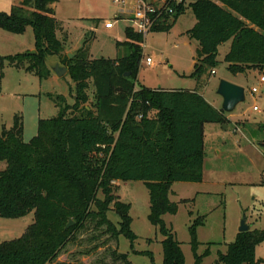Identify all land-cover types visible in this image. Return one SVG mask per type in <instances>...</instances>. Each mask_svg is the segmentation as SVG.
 Here are the masks:
<instances>
[{
    "label": "trees",
    "instance_id": "obj_1",
    "mask_svg": "<svg viewBox=\"0 0 264 264\" xmlns=\"http://www.w3.org/2000/svg\"><path fill=\"white\" fill-rule=\"evenodd\" d=\"M55 2L21 0L8 13L0 12L1 29L22 34L30 27L34 38L35 52L7 55L8 65L41 79L51 73L47 57L56 58L67 68L74 100L68 104L64 96L50 95L58 113L39 119L36 134L27 142L19 115L0 131V162L5 163L0 169V218L34 215L21 236L0 241V264H53L86 231L91 232L90 241L122 234L133 242L137 237L130 228V204L120 201L114 187L118 180L144 183L148 220L164 237L162 264H185L180 243L163 219L178 208L169 199L171 185L202 181L203 127L229 119L195 90L140 84L144 37L131 27L125 30V40L117 41L115 58H90L87 42L69 58L66 38L57 35L61 25ZM189 10L195 23L186 33L197 41L190 77L199 81L213 70L218 47L227 41L231 44L223 62L232 76L251 70L264 75V0H194ZM174 22L156 25L153 31H169ZM258 128L264 131V123ZM110 212L117 221L110 219ZM69 220L73 224L66 228ZM198 224L199 218L189 230L193 264H201L209 253V248L196 252ZM263 241L264 229L237 232L226 251L218 253L217 263H262L255 251ZM98 247L96 242L84 252ZM111 256L114 264H131L116 249Z\"/></svg>",
    "mask_w": 264,
    "mask_h": 264
},
{
    "label": "rangeland",
    "instance_id": "obj_2",
    "mask_svg": "<svg viewBox=\"0 0 264 264\" xmlns=\"http://www.w3.org/2000/svg\"><path fill=\"white\" fill-rule=\"evenodd\" d=\"M20 1L0 0V12L8 13L11 6ZM53 8L61 25L57 35L66 38L67 51L73 54L87 42L90 58L117 56L116 43L125 40L129 25L114 18L117 8L112 0H56ZM106 21L113 24L112 28H105ZM194 21L191 10H187L169 31H151L145 35L137 80L150 89H197L210 104L220 109L222 99L216 93L217 83L221 79L236 78L231 77L223 62L225 45L219 48L214 74L208 71L199 81L189 76L197 41L190 39L186 32ZM33 44L30 27L22 34L0 28V130L9 128L14 116L19 115L23 124L22 138L26 142L36 134L39 119L57 115L55 96H64L68 104L74 102L73 83L67 73L58 77L52 72L40 79L23 69L10 67L4 59L7 55L26 53L24 50ZM147 57L151 58V65L145 62ZM51 59L52 56L47 57L48 62ZM259 76L254 70L239 75L238 80L242 79L246 92L245 100L232 112L225 113L229 122L206 124L202 181L171 185L169 199L177 203L178 208L175 214L163 215V219L180 243L185 264L194 262L189 230L198 218L202 224L196 226V252L203 254L209 248L201 264H219L218 253H224L227 245L234 241L243 217L249 229H264V131L258 128L259 123H264V83L259 81ZM252 87L258 92L251 93ZM254 106L258 110H254ZM4 167L5 163L0 162V169ZM114 187L120 201L130 204V228L137 238L131 242L122 234L112 240L102 235L90 241L91 232H81L77 241L68 245L53 264L62 261L114 264L111 252L115 249L126 254L131 264H162L164 237L148 220L149 194L144 183L118 180ZM33 219V212L19 218H0V241L18 238ZM110 219L118 220L112 212ZM96 242L97 249L84 252ZM255 252L256 258L264 260V241Z\"/></svg>",
    "mask_w": 264,
    "mask_h": 264
},
{
    "label": "built area",
    "instance_id": "obj_3",
    "mask_svg": "<svg viewBox=\"0 0 264 264\" xmlns=\"http://www.w3.org/2000/svg\"><path fill=\"white\" fill-rule=\"evenodd\" d=\"M194 0H112L115 9V19L128 23L135 32L147 35L154 30L156 25L165 26L174 22L186 10ZM177 15H179L177 17ZM105 28H112L113 24L106 21ZM145 62L152 64L150 57ZM215 71L211 70V74ZM259 81L264 83V75H260ZM251 93L258 92L256 87L250 89ZM254 110H258L256 106Z\"/></svg>",
    "mask_w": 264,
    "mask_h": 264
},
{
    "label": "water",
    "instance_id": "obj_4",
    "mask_svg": "<svg viewBox=\"0 0 264 264\" xmlns=\"http://www.w3.org/2000/svg\"><path fill=\"white\" fill-rule=\"evenodd\" d=\"M35 51H27L26 54H33ZM67 56L71 58L72 53H68ZM51 71L58 77L63 76L67 68L56 62L52 67ZM216 93L221 97V110L224 113L232 112L235 107L245 100V89L243 86L235 84L225 79L219 80ZM73 224L72 220H69L66 224V228ZM249 230V226L246 224L245 217L242 218L238 232H246Z\"/></svg>",
    "mask_w": 264,
    "mask_h": 264
},
{
    "label": "crops",
    "instance_id": "obj_5",
    "mask_svg": "<svg viewBox=\"0 0 264 264\" xmlns=\"http://www.w3.org/2000/svg\"><path fill=\"white\" fill-rule=\"evenodd\" d=\"M187 11V10H186ZM185 11V12H186ZM184 12V13H185ZM115 18V17H114ZM194 23H195V21H194ZM194 23H193V25H194ZM192 25V26H193ZM230 44H231V41H227V42H225V43H223V44H221L219 47H218V53H219V48L221 47V46H224L225 45V49H224V54L229 50V47H230ZM79 48V47H78ZM78 48H76V49H78ZM31 49H33L34 50V44H33V46H31L30 48H26L24 51H29V50H31ZM75 49V50H76ZM22 53V52H21ZM65 53L66 54H68V53H70V51H67L66 49H65ZM224 56V55H223ZM52 60V59H51ZM50 60V62H48L47 63V66L49 67V69L51 70V67L56 63V62H58V60L56 59V58H54L53 57V60L51 61ZM61 65V64H60ZM63 66V65H62ZM19 70H22V69H19ZM25 71V70H24ZM254 72H256V71H254ZM51 73H52V71H51ZM66 74V73H65ZM232 78H236V79H234V80H232L230 77L229 78H225L226 80H228V81H230V82H233V83H235V84H238V85H240V86H243L242 85V79L241 80H238L239 78V75L238 76H231ZM260 77V76H259ZM235 81V82H234ZM218 86V83H217V85H216V87ZM188 90H195L196 92H198L201 96H203L202 94H201V92H199L197 89H188ZM246 93V92H245ZM245 97H246V95H245ZM203 98H204V96H203ZM205 99V98H204ZM206 100V99H205ZM207 101V100H206ZM222 101V100H221ZM208 102V101H207ZM212 105V104H211ZM212 106H214V105H212ZM215 107V106H214ZM215 108H217V107H215ZM227 117V116H226ZM228 118V117H227ZM205 126H206V124L204 125V127H203V143H204V151H205ZM1 131V130H0ZM219 153H221V151L219 152ZM205 157H206V152H205ZM205 157H204V162H205ZM237 234V233H236ZM3 241V240H2Z\"/></svg>",
    "mask_w": 264,
    "mask_h": 264
}]
</instances>
